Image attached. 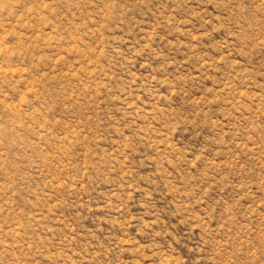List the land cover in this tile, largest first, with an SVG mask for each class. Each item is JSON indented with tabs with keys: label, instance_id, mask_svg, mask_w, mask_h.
<instances>
[{
	"label": "rangeland",
	"instance_id": "obj_1",
	"mask_svg": "<svg viewBox=\"0 0 264 264\" xmlns=\"http://www.w3.org/2000/svg\"><path fill=\"white\" fill-rule=\"evenodd\" d=\"M0 264H264V0H0Z\"/></svg>",
	"mask_w": 264,
	"mask_h": 264
}]
</instances>
